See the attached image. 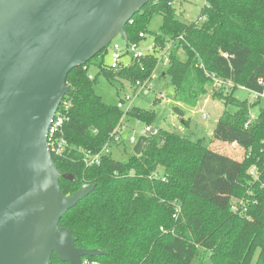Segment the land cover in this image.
<instances>
[{
  "label": "trees",
  "instance_id": "16d2710c",
  "mask_svg": "<svg viewBox=\"0 0 264 264\" xmlns=\"http://www.w3.org/2000/svg\"><path fill=\"white\" fill-rule=\"evenodd\" d=\"M154 14L163 17L155 47L173 40L167 50L169 66L161 75L170 76L177 101L196 106L213 85L212 75L234 83L228 94L223 88L218 93L225 107L213 137L242 146L245 156L235 159L154 126V110L134 106L129 116L155 127L141 153L127 160L110 154L100 164L86 166L78 149L99 152L123 116L97 94V76L135 85L151 77L158 60L157 52L149 53L109 70L105 48L67 79L65 97L71 107L65 131L72 152L68 158L53 157L58 169L76 180L61 176L59 183L65 195L84 184L94 188L60 225L72 232L76 246L103 251L86 256L97 264H203L206 252L215 264H264V108L251 119L250 110L261 98L249 102L235 96L238 86L263 89L258 80H264V0H205L191 23L181 20L173 0H153L126 24L129 42L144 39L140 33L146 34ZM93 62L98 75L90 79ZM253 165L257 179L248 172ZM232 197L245 201L239 212L231 208ZM178 206L181 212L175 217ZM49 264L70 263L53 253Z\"/></svg>",
  "mask_w": 264,
  "mask_h": 264
},
{
  "label": "water",
  "instance_id": "95a60500",
  "mask_svg": "<svg viewBox=\"0 0 264 264\" xmlns=\"http://www.w3.org/2000/svg\"><path fill=\"white\" fill-rule=\"evenodd\" d=\"M153 0H0V264H70L103 254L76 246L60 220L87 196L84 184L65 195L48 130L69 74L121 35ZM149 128L137 141L140 154Z\"/></svg>",
  "mask_w": 264,
  "mask_h": 264
},
{
  "label": "rangeland",
  "instance_id": "374dc122",
  "mask_svg": "<svg viewBox=\"0 0 264 264\" xmlns=\"http://www.w3.org/2000/svg\"><path fill=\"white\" fill-rule=\"evenodd\" d=\"M204 3L205 0H173L179 17L186 23H191L197 19ZM162 23V15L154 14L152 16L147 26L146 37L139 42V47L144 52H148L154 48L156 52L159 53L158 56H161L173 45V40H169L165 45L155 47L154 34L161 33L160 28ZM116 41L122 42L121 35L116 37ZM179 54L181 56L184 55L181 48L179 49ZM128 59L129 56L125 58V60ZM100 60L101 58H98L96 62L99 63ZM110 61L111 57L108 54L105 57V63L108 64ZM98 69V66L93 62L88 70L89 75L93 77L98 75ZM164 70H166L164 66H159L157 70L154 69L150 84L145 87H139L136 91L134 90L135 85H132L129 80L121 79L120 81H109L101 74L97 76L94 87L97 94H99L106 103L117 106L123 101V108L121 110L124 114V121L121 123L122 132L120 134L122 141L117 145H112V157L117 160H127L130 158L134 153V147L137 141L145 134L146 128L149 126L136 117L129 116L127 113L128 107L137 106L154 110V126L173 130L180 135L199 142L204 147L242 160L246 153L242 146L236 143L220 141L213 137L217 120L225 107L222 100L218 97V93L221 89L214 88L213 85L208 86L207 91L199 97L196 106H189L188 104L176 100L174 86L171 84L170 76L161 75ZM235 96L239 100L247 99L249 102L255 101L252 99L253 93L243 86H238L235 89ZM156 98L158 100L154 101ZM175 106H179L183 110L182 113L177 112L174 109ZM262 108H264V98L251 108V117L255 118ZM203 113L206 114L205 117ZM154 126L149 127L151 128ZM132 136L135 137L134 142H130ZM253 178L255 179V177ZM230 201L231 206H237L238 201L236 199ZM203 264H215L209 252L204 254Z\"/></svg>",
  "mask_w": 264,
  "mask_h": 264
},
{
  "label": "built area",
  "instance_id": "2783aa9c",
  "mask_svg": "<svg viewBox=\"0 0 264 264\" xmlns=\"http://www.w3.org/2000/svg\"><path fill=\"white\" fill-rule=\"evenodd\" d=\"M140 37L145 38L146 34L141 32ZM153 47H154V45H153ZM107 48H108L107 55L108 54L110 55L111 61L108 64H106L105 67L109 70H119L122 66L130 65L131 63H133L136 60L144 57L145 55H147L149 53H155L156 52V50L154 48H152L148 52H144L139 47V43L129 42V41H126L124 39H122V42H118V41H116V38L112 40V42L110 43V45ZM158 54L159 53H156L157 56H158ZM127 56H129V59L125 60V58ZM159 66H164L166 68L169 66L168 51L164 52L163 55L158 56L157 66L155 69L157 70L159 68ZM89 78L93 79V76L89 75ZM212 80H213L214 88H219V89L223 88L225 93L229 92L230 88H232L234 86V83L231 80H224V79H221L219 77H216L215 75H212ZM150 82H151V77L149 79L143 81V82L137 81L135 86L138 89L139 87L148 86V84H150ZM258 83L263 86V89L261 91L249 89L253 93L252 99L255 101L258 100V98H261V99L264 98V80L259 79ZM70 107H71L70 100L64 96L62 98L61 103L59 105V108L56 111L55 116L53 117L51 124L49 126L48 144H49V148H50V151H51L53 156L55 155L58 157L68 158L72 152V149L69 146V142H68V139L66 137V131H65V125L70 120V116H69ZM117 107L122 109L123 108V101L120 102L117 105ZM130 108L131 107H128L127 110L129 111ZM128 111H127V113H128ZM203 116L205 117L206 114L203 113ZM251 119H253V118L251 117ZM123 121H124V114H123L122 119L120 120L119 125L115 129L114 137L112 139H110L102 147V149L99 152L93 153L90 150H83L81 148L78 149L80 152H82V160L84 161L86 166H92L95 164H100L101 160L104 156H108L112 153V145L116 144V143H120L122 141L120 134L122 132L121 123ZM246 124H248V122ZM149 128L150 127L147 126L146 131ZM154 130H155V128H154ZM134 141H135V137L132 136L130 138V142H134ZM248 172L253 177H255V179L258 178V169H257L256 165L251 166L249 168ZM232 199H236L238 201L237 206H235V205L231 206L232 210L235 212H239L240 206L245 204L244 199H242V198L240 199V198H236V197H232L231 200ZM175 211H176V213L174 216L177 217L181 212L180 207L179 206L176 207ZM81 264H97V262L95 260L89 259L88 257H83Z\"/></svg>",
  "mask_w": 264,
  "mask_h": 264
}]
</instances>
